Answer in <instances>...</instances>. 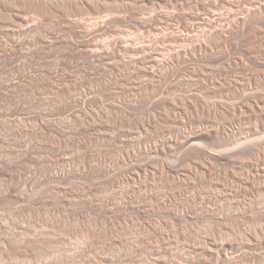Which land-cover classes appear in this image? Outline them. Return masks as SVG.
Instances as JSON below:
<instances>
[{"label": "rangeland", "instance_id": "rangeland-1", "mask_svg": "<svg viewBox=\"0 0 264 264\" xmlns=\"http://www.w3.org/2000/svg\"><path fill=\"white\" fill-rule=\"evenodd\" d=\"M0 264H264V0H0Z\"/></svg>", "mask_w": 264, "mask_h": 264}, {"label": "bare ground", "instance_id": "bare-ground-1", "mask_svg": "<svg viewBox=\"0 0 264 264\" xmlns=\"http://www.w3.org/2000/svg\"><path fill=\"white\" fill-rule=\"evenodd\" d=\"M2 2V1H1ZM106 20V19H105ZM107 21V20H106ZM248 21V20H247ZM103 22V21H102ZM94 23V22H93ZM83 26V25H82ZM81 27V26H80ZM90 30V29H89ZM93 31V30H92ZM87 33V32H86ZM86 38V37H85ZM136 39V38H135ZM118 41V40H117ZM119 42V41H118ZM127 45V44H126ZM131 46V45H130ZM148 46V45H147ZM108 51V50H107ZM136 52V51H135ZM134 53V52H133ZM112 56V55H111ZM121 56H122V54H121ZM106 57V56H105ZM100 59V58H99ZM109 59V58H108ZM139 59V58H138ZM131 62V61H130ZM121 67V66H120ZM140 69V68H139ZM141 70V69H140ZM198 138V137H197ZM190 141V146L193 144H195V143H193L194 142V140H196L195 138H191V139H189ZM239 146V145H238ZM236 148V147H235ZM227 152V151H226ZM149 153V152H148ZM234 153V152H233ZM229 156V155H228ZM215 157H217V156H215ZM225 157V156H224ZM222 158V157H221ZM237 160V159H236ZM149 161V160H148ZM139 162V161H138ZM148 164V163H147ZM86 240V239H85ZM87 242V241H86ZM89 242V241H88Z\"/></svg>", "mask_w": 264, "mask_h": 264}]
</instances>
